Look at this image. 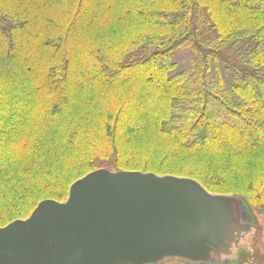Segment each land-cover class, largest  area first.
<instances>
[{
	"label": "trees",
	"instance_id": "1",
	"mask_svg": "<svg viewBox=\"0 0 264 264\" xmlns=\"http://www.w3.org/2000/svg\"><path fill=\"white\" fill-rule=\"evenodd\" d=\"M186 46L192 65L173 74ZM41 90L54 100L34 101ZM9 107L0 226L66 200L102 167L193 177L264 211V0H0V111ZM88 138L94 153L77 151ZM82 156L91 169L59 175L57 163Z\"/></svg>",
	"mask_w": 264,
	"mask_h": 264
},
{
	"label": "water",
	"instance_id": "2",
	"mask_svg": "<svg viewBox=\"0 0 264 264\" xmlns=\"http://www.w3.org/2000/svg\"><path fill=\"white\" fill-rule=\"evenodd\" d=\"M250 210L193 177L102 167L0 226V264H238L262 230Z\"/></svg>",
	"mask_w": 264,
	"mask_h": 264
},
{
	"label": "rangeland",
	"instance_id": "3",
	"mask_svg": "<svg viewBox=\"0 0 264 264\" xmlns=\"http://www.w3.org/2000/svg\"><path fill=\"white\" fill-rule=\"evenodd\" d=\"M89 21L90 20L88 19L87 15L85 14L84 18H83V20H82V22L80 24L85 26V25H88L90 23ZM194 56H195V52H194V49L191 46L178 48L173 53V60L177 64V68L173 72V74H176L177 72L189 69L191 67V65H192V59L194 58ZM220 69H221V74H223V77L225 79L226 84L230 85V86H233L235 80H234L232 72L228 69L227 65L225 63H222L220 65ZM38 98H40L41 100L47 101V100H49L51 98V96L50 95H46V93L41 90V92L38 93L33 100L37 102ZM51 99H53V97ZM22 103L23 102H21L19 104V102H18L19 106L24 108V105ZM15 105H17V104H15ZM9 111H12L11 107H9L8 109H3V110L0 111V125L1 124L2 125H6V126L10 125L11 118L7 117L9 115ZM22 113H25L24 109L22 110ZM95 119H101V117L99 115H97L95 117ZM31 120L33 121L34 119L32 118ZM37 122L39 123L40 121L37 120L36 123ZM36 123H34V124H36ZM34 124H32V126ZM17 127L19 128L20 125H17V124L13 125V128L18 129ZM42 131H43V129H38L37 130V132H42ZM94 141H95V138L84 139L80 143L77 144L76 150L78 151L81 147H83V148H85L84 152H86V153L87 152L94 153L92 148H90L88 146H85V145L92 144ZM166 161L169 164L172 163V165H175L177 167H180L181 165H185V168H187V166L193 160H190V159L185 160L184 158H179L178 159L175 156H172V157L170 156ZM157 162H159L158 165L159 164L168 165V163L163 162L161 160V158H159L157 160ZM72 166L75 167V168L80 167V169H83V171L89 170V169H91L93 167L92 163L90 162L89 159H87V157H85V156L75 157V158H73V160L61 161V162L57 163V168H58V171H59V175L62 176V175H64V173L68 174V172H71L72 171ZM167 167H169V166H167ZM255 171H257L256 168H255ZM238 195H241V194H238ZM241 196H243V195H241ZM243 197L246 198L245 196H243ZM249 204L251 205V203H249ZM247 217L248 218L252 217L253 221L255 220L257 223H259L262 226V230L255 237L254 244L251 245L250 243H247L245 245V250H251V252H253V254L249 255L250 257H247L248 255H246L244 253H241L240 258L238 259V262H239L238 264H264V211L262 210V208H257V207H254L253 205H251V210H250L249 214L247 215ZM235 257L231 258V259H225L224 262L220 263V264H230L231 260L235 259ZM169 263H175V262L167 261V262H165L163 264H169Z\"/></svg>",
	"mask_w": 264,
	"mask_h": 264
}]
</instances>
